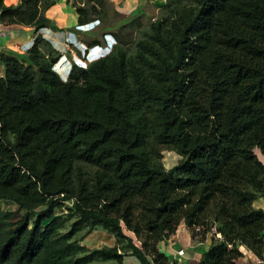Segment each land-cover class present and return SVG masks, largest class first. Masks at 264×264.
<instances>
[{"label": "trees", "instance_id": "obj_1", "mask_svg": "<svg viewBox=\"0 0 264 264\" xmlns=\"http://www.w3.org/2000/svg\"><path fill=\"white\" fill-rule=\"evenodd\" d=\"M55 2L0 0V23L57 30ZM71 5L96 24L69 32L111 36L106 55L63 80L40 35L23 60L0 53V202L17 206L0 208V264H173L158 243L183 223L221 235L198 264L262 258L264 0H165L147 24L112 0ZM98 228L112 246L83 244Z\"/></svg>", "mask_w": 264, "mask_h": 264}, {"label": "crops", "instance_id": "obj_2", "mask_svg": "<svg viewBox=\"0 0 264 264\" xmlns=\"http://www.w3.org/2000/svg\"><path fill=\"white\" fill-rule=\"evenodd\" d=\"M55 4L49 7L45 15L51 20V22L58 28L57 30L50 29L53 34L45 30H41V33H46L49 36L51 42H55V46L63 47L64 37L60 31L70 30V27H79L77 23V14L74 7L67 3L66 0H55ZM112 2L118 7H128L127 9L132 13L133 11H139V4H141V15L144 13H156L159 8L162 7L165 0L159 4L160 0H112ZM159 4V6H157ZM155 6V8H154ZM156 11V12H154ZM154 12V13H153ZM88 26V25H87ZM62 29V30H61ZM56 31V32H55ZM58 31V32H57ZM36 33H38L36 31ZM35 34V30L31 26L27 25H5L0 23V48L12 49L16 52H24L23 50L27 45L33 41L29 39ZM63 40V41H62ZM20 45V46H19ZM65 56V55H63ZM61 57L60 65L68 64L65 61V57ZM66 67V66H65ZM263 163V158L258 157ZM255 205L264 210V197L256 200ZM133 237V234L127 231ZM219 238L215 237L211 232L207 233L204 237L200 238L193 234L192 229L186 223L178 226L174 234L162 239L158 243V249L165 254L170 263L173 264H198L203 254L208 250L212 241ZM263 241H264V228H263ZM135 244L139 245V242L135 240ZM115 243V238L112 234L105 232L102 229H95L87 234L83 239V244L88 247H98L102 245L112 246ZM242 256L236 260L237 264H264V252L263 256L257 257L252 251L242 247ZM123 264H141L139 259L133 254H126L123 260Z\"/></svg>", "mask_w": 264, "mask_h": 264}, {"label": "rangeland", "instance_id": "obj_3", "mask_svg": "<svg viewBox=\"0 0 264 264\" xmlns=\"http://www.w3.org/2000/svg\"><path fill=\"white\" fill-rule=\"evenodd\" d=\"M20 0H4V2H5V4H10V3H18ZM66 2L67 3H70L71 4V2H72V0H66ZM162 2V0H160V2H159V4ZM159 4L157 5V6H159ZM128 7L126 6V8L123 6V7H121V6H118L117 7V9H119L118 11V14H117V18H122V17H124L126 14H129V13H131L128 9H127ZM154 8H155V6H154ZM162 8V7H161ZM161 8H159L157 11V14L156 13H154V12H156V11H154L153 13L154 14H152V13H149V12H147V13H144L143 15H140V18H139V20H141L142 21V23L143 24H147V22L150 20V19H153V18H155L160 12H161ZM140 10H142V7H141V4H139V11H133L132 12V14H138V12H140ZM96 24V22H94L93 24L92 23H90L88 26L87 25H84L81 29H89L90 27H93L94 25ZM56 32V31H55ZM58 32V31H57ZM64 32V34H65V36H71V34H70V32L68 31V30H65V31H63ZM132 33H134L133 31H132ZM36 35H40L41 37H43V38H45V39H49V36H46V33H40V34H37L36 33V31H35V34L34 35H32V37H30L29 39H35V37H36ZM79 38V37H78ZM83 36H82V39L81 38H79L78 40H76L75 42L73 41V42H66V40L64 41V44H63V47H61L60 46V48H58V47H54L53 45V47L55 48V49H57V50H61L62 51V53L65 55V56H63V57H65V61L67 60L68 61V63H70V61H76V62H78V63H80V61L81 60H84L85 62H86V64L88 63V62H90L91 60H93V59H95L96 57H98L97 56V51H92V52H89L88 53V51L85 49V48H88V46H87V44L83 41ZM63 41V40H62ZM31 43V42H30ZM112 45H113V42L111 43ZM20 46V45H19ZM69 48V49H68ZM24 51V50H23ZM66 51H68V52H66ZM1 52H4V53H7V54H10V55H12V56H15L16 58H18L19 60H23L24 59V57L26 56V51H24V52H16V51H14V50H12V49H8V48H3L2 50H1V48H0V53ZM86 53H88L87 55H86ZM74 59V60H73ZM27 64V63H26ZM55 69L58 71V73H60L61 75H62V78L63 79H65L66 77H65V71H64V69L65 70H67L66 69V67H63L62 69L60 68V66L59 65H56L55 66ZM0 73H2V67L0 66ZM255 151H256V153H257V155H258V157H260V158H263V160H264V156H263V154L260 152V150L257 148V149H255ZM178 159H179V157H178V155L175 153V152H173L172 150H164L163 151V162H164V165H165V167H167V168H169V167H171V166H173V165H175L177 162H178ZM0 208H3V209H14V208H17V206L15 205V204H12V203H6V202H4V201H1L0 202ZM192 229V228H191Z\"/></svg>", "mask_w": 264, "mask_h": 264}, {"label": "clouds", "instance_id": "obj_4", "mask_svg": "<svg viewBox=\"0 0 264 264\" xmlns=\"http://www.w3.org/2000/svg\"><path fill=\"white\" fill-rule=\"evenodd\" d=\"M90 23H94V22H90ZM90 23H87V24H84V25H89ZM84 25H78L79 27H76V28H79L80 30H87V29H81ZM47 28H49V27H44V28H40L37 32V34H40L41 33V30H45V29H47ZM90 28H92V27H90ZM89 28V29H90ZM60 32H63V31H60ZM71 33V32H70ZM37 36V35H36ZM63 37H64V35H63ZM71 39H70V41L68 40V42H75L76 40H78L79 38L78 37H76V36H74L72 33H71ZM36 38V37H35ZM34 40L35 39H33V41L31 42V43H29L28 45H27V49L26 50H24V51H27V50H29L31 47H32V45H33V42H34ZM50 42H51V40H50V38L48 39ZM64 41H65V37H64ZM64 41H63V44H64ZM66 42H67V40H66ZM67 42V43H68ZM113 42V44H114V39L111 37V36H107V37H105V39H104V42L102 43V44H97V45H94V46H91V47H88V48H85L87 51H88V53L89 52H94V51H97V56L98 57H96V58H99V57H102V56H104V55H106L110 50H111V48H112V43ZM51 44L53 45V43L51 42ZM69 44V43H68ZM54 47H55V45H53ZM64 48V47H63ZM69 49V48H68ZM59 51H61V50H59ZM67 52V51H66ZM88 53H86V55L88 54ZM95 58V59H96ZM74 60V59H73ZM75 61V60H74ZM83 61L84 60H81L80 61V63L79 64H81L82 66H86V62H85V65H83ZM71 62L72 61H70V63H68V64H63V65H60V60L58 61V63H56L55 65H54V69H55V66L56 65H59L60 66V68L62 69L63 67H65L66 66V69L67 70H65L64 69V71L66 72L65 73V77L67 78L68 77V74H69V71H70V69H71ZM76 62V61H75ZM76 63H78V62H76ZM56 70V69H55ZM57 71V70H56ZM57 73H58V71H57ZM59 75H60V77L62 78V75L60 74V73H58ZM65 78V79H66ZM63 79V78H62ZM65 79H63V80H65Z\"/></svg>", "mask_w": 264, "mask_h": 264}, {"label": "built area", "instance_id": "obj_5", "mask_svg": "<svg viewBox=\"0 0 264 264\" xmlns=\"http://www.w3.org/2000/svg\"><path fill=\"white\" fill-rule=\"evenodd\" d=\"M60 33L64 35L65 40H67V42H68V40L70 41L71 37H69L68 35L65 36L64 32H60ZM70 34H71V33H70ZM26 49H27V48H26ZM26 49H24V50H26ZM83 65H85V62H84V61H83ZM210 232H211L215 237H217V238H220V237H221L220 233L217 232V231L215 230V227H214V226L211 227Z\"/></svg>", "mask_w": 264, "mask_h": 264}, {"label": "water", "instance_id": "obj_6", "mask_svg": "<svg viewBox=\"0 0 264 264\" xmlns=\"http://www.w3.org/2000/svg\"><path fill=\"white\" fill-rule=\"evenodd\" d=\"M46 30L49 32V34H53V32L50 29H46ZM52 43H53V45L55 44V42H52Z\"/></svg>", "mask_w": 264, "mask_h": 264}]
</instances>
